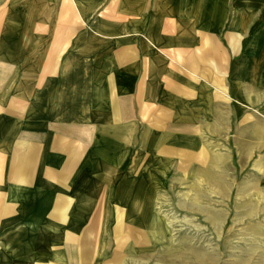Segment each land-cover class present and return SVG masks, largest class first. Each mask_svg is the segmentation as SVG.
Segmentation results:
<instances>
[{
	"label": "crops",
	"instance_id": "0c3cea01",
	"mask_svg": "<svg viewBox=\"0 0 264 264\" xmlns=\"http://www.w3.org/2000/svg\"><path fill=\"white\" fill-rule=\"evenodd\" d=\"M229 188L264 221V0H0V264H164Z\"/></svg>",
	"mask_w": 264,
	"mask_h": 264
},
{
	"label": "rangeland",
	"instance_id": "374dc122",
	"mask_svg": "<svg viewBox=\"0 0 264 264\" xmlns=\"http://www.w3.org/2000/svg\"><path fill=\"white\" fill-rule=\"evenodd\" d=\"M223 195L209 194L208 199H201V205L190 209L179 204L195 196L185 191L181 198H175V203L161 204V212L167 215L170 241L176 245V250L161 254L162 260L154 261L164 264H264V221L245 219L247 206L242 204L243 199L237 198L235 188L231 194L229 188ZM209 209L221 211L218 232L207 219ZM201 253L207 254L204 257Z\"/></svg>",
	"mask_w": 264,
	"mask_h": 264
}]
</instances>
